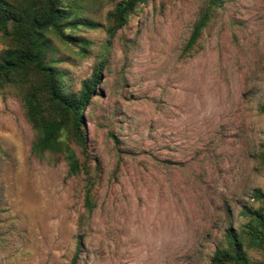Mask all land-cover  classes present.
I'll return each mask as SVG.
<instances>
[{"label":"rangeland","instance_id":"374dc122","mask_svg":"<svg viewBox=\"0 0 264 264\" xmlns=\"http://www.w3.org/2000/svg\"><path fill=\"white\" fill-rule=\"evenodd\" d=\"M118 1L67 0L94 24L64 29L84 42L47 34L66 91L101 65L85 151L63 135L86 173L33 154L19 89L0 87V264H70L78 236L81 264H208L226 209L237 226L249 190L264 191V0H218L189 51L207 0H141L110 33Z\"/></svg>","mask_w":264,"mask_h":264},{"label":"trees","instance_id":"16d2710c","mask_svg":"<svg viewBox=\"0 0 264 264\" xmlns=\"http://www.w3.org/2000/svg\"><path fill=\"white\" fill-rule=\"evenodd\" d=\"M141 0H119L106 16L110 33L123 27ZM67 0H0V36L8 41L0 51V87L19 89L24 116L35 139L31 152L37 156L44 152L59 153L67 164V174L75 176L86 169L79 164L63 135L81 145L85 151L84 112L96 95L101 75V65L80 82L76 94L66 91L60 83V72L46 59L50 45L48 33L60 40L84 42L64 32L67 27L81 23L94 26L90 20L70 18ZM218 0H207L194 21L184 49L189 51L201 30L208 23ZM264 114V102L257 107ZM257 165H264V143H259L253 153ZM84 168V169H83ZM89 188L84 190L83 207L92 208ZM249 204H240L231 222V210L226 209L225 226L213 247L208 264H264V191L252 187L247 195ZM82 237L78 236L70 264H81Z\"/></svg>","mask_w":264,"mask_h":264}]
</instances>
